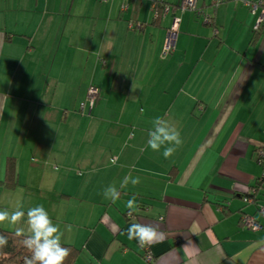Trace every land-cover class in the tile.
I'll use <instances>...</instances> for the list:
<instances>
[{"label":"crops","instance_id":"0c3cea01","mask_svg":"<svg viewBox=\"0 0 264 264\" xmlns=\"http://www.w3.org/2000/svg\"><path fill=\"white\" fill-rule=\"evenodd\" d=\"M181 1L0 0V210L43 205L79 249L75 264H144L145 250L152 264H264V221L242 200L262 172L264 24L255 0ZM89 85L99 96L81 110ZM157 116L183 140L168 159L147 147ZM129 173L140 183L106 199ZM244 214L262 227L245 228ZM132 223L164 238L140 246L125 234ZM17 226L27 230L0 222Z\"/></svg>","mask_w":264,"mask_h":264},{"label":"clouds","instance_id":"9594fccd","mask_svg":"<svg viewBox=\"0 0 264 264\" xmlns=\"http://www.w3.org/2000/svg\"><path fill=\"white\" fill-rule=\"evenodd\" d=\"M151 125V128L147 130V147L154 152H160L163 149V157L170 158L183 143L180 132L161 116L155 117ZM111 163L115 164L116 159H112ZM129 183L136 186L140 183V178L132 177L129 173L121 181L119 189L115 185L106 187L103 191L104 197L115 203L120 197V189L126 188ZM126 207L129 215L136 211L138 205L135 195L126 202ZM24 217L26 220L23 219ZM5 221L13 226L18 223L27 225V230L17 226L14 232V236L25 249L23 264H64L70 249L62 245L63 232L50 218L43 205L31 207L27 212L21 209L11 213L8 210H0V222ZM125 234L129 240H135L140 246L151 245L164 238V232L158 226L142 223L130 224ZM7 244L8 237L0 234V249Z\"/></svg>","mask_w":264,"mask_h":264},{"label":"built area","instance_id":"2783aa9c","mask_svg":"<svg viewBox=\"0 0 264 264\" xmlns=\"http://www.w3.org/2000/svg\"><path fill=\"white\" fill-rule=\"evenodd\" d=\"M106 1V0H102ZM196 1L197 0H182L180 4V9L181 10H189V11H194L196 10ZM219 1V0H217ZM247 5L250 7L251 11L254 12L257 9L259 10L256 22H255V28L257 29L261 24H264V0H255L253 2L247 3ZM126 8V5L122 4L121 9ZM169 10V7H165V11ZM156 16V14H155ZM178 18H174L172 25L167 32V37L165 39L164 47H163V54L170 53L171 51L174 50V42H175V35L177 31V25H178ZM204 21L207 23L211 22V19L208 15H205ZM129 28H136V29H141L142 24L140 22H129L128 23ZM99 96V90L95 85H89L88 90H87V95L85 102L80 104V109H84V104L88 103L89 104V109H91L92 105L95 103V101L98 99ZM257 159L259 161H262L264 158V153L261 147L257 149ZM261 178L264 180V168L261 173ZM250 194H243L242 200L244 203L247 204H252L254 203L256 205V209L261 215V218L264 221V203H259L257 202L256 194L254 190H250ZM241 222L245 228L248 229H253L257 230L261 228V224L256 220V218L252 215L244 214L241 217ZM143 263L144 264H152L154 260V256L150 250H145L143 255Z\"/></svg>","mask_w":264,"mask_h":264},{"label":"trees","instance_id":"16d2710c","mask_svg":"<svg viewBox=\"0 0 264 264\" xmlns=\"http://www.w3.org/2000/svg\"><path fill=\"white\" fill-rule=\"evenodd\" d=\"M152 12H153V17L157 18L158 12L155 9H153ZM256 161L262 166V170H263L264 158L262 159V161H259L256 155ZM14 178H15L14 165L12 158H9L6 165V180H4L5 186L13 187L15 184ZM260 187L264 188V180L261 178V175L258 178L257 184L255 186H250L247 189V191L244 193V195L250 194L251 193L250 190H254L256 194L258 188ZM0 234H4L8 237V244L3 249H0V264H23V256L25 255V249H23V247L20 245L18 238L14 236V231L6 230L0 227ZM62 245L70 249V254L68 257L65 258L64 264H75L76 258L79 254V249L68 244H62Z\"/></svg>","mask_w":264,"mask_h":264},{"label":"rangeland","instance_id":"374dc122","mask_svg":"<svg viewBox=\"0 0 264 264\" xmlns=\"http://www.w3.org/2000/svg\"><path fill=\"white\" fill-rule=\"evenodd\" d=\"M117 122H118V120H116ZM109 125H111V124H108V126ZM118 126H120L119 124H117ZM115 127V126H114ZM105 128H106V126H105ZM256 158V157H255ZM254 161H255V159H254ZM247 206H250V205H247ZM256 214H257V216L258 217H260L261 218V215L259 214V212L258 211H256ZM248 215H250V214H248Z\"/></svg>","mask_w":264,"mask_h":264}]
</instances>
